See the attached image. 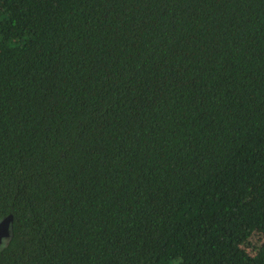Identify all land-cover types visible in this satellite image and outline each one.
I'll list each match as a JSON object with an SVG mask.
<instances>
[{
	"label": "trees",
	"instance_id": "1",
	"mask_svg": "<svg viewBox=\"0 0 264 264\" xmlns=\"http://www.w3.org/2000/svg\"><path fill=\"white\" fill-rule=\"evenodd\" d=\"M0 264H264V0H0Z\"/></svg>",
	"mask_w": 264,
	"mask_h": 264
},
{
	"label": "rangeland",
	"instance_id": "2",
	"mask_svg": "<svg viewBox=\"0 0 264 264\" xmlns=\"http://www.w3.org/2000/svg\"><path fill=\"white\" fill-rule=\"evenodd\" d=\"M264 244V239L259 233H252L245 243V249L253 254L258 251Z\"/></svg>",
	"mask_w": 264,
	"mask_h": 264
},
{
	"label": "water",
	"instance_id": "3",
	"mask_svg": "<svg viewBox=\"0 0 264 264\" xmlns=\"http://www.w3.org/2000/svg\"><path fill=\"white\" fill-rule=\"evenodd\" d=\"M13 217L11 214L3 217L0 220V240L1 239H9L11 235V223H12Z\"/></svg>",
	"mask_w": 264,
	"mask_h": 264
},
{
	"label": "flooded vegetation",
	"instance_id": "4",
	"mask_svg": "<svg viewBox=\"0 0 264 264\" xmlns=\"http://www.w3.org/2000/svg\"><path fill=\"white\" fill-rule=\"evenodd\" d=\"M4 240H5V239H1V240H0V243L3 242Z\"/></svg>",
	"mask_w": 264,
	"mask_h": 264
}]
</instances>
